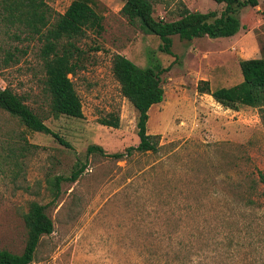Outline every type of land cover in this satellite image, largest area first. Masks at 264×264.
Instances as JSON below:
<instances>
[{
  "label": "rangeland",
  "instance_id": "rangeland-1",
  "mask_svg": "<svg viewBox=\"0 0 264 264\" xmlns=\"http://www.w3.org/2000/svg\"><path fill=\"white\" fill-rule=\"evenodd\" d=\"M44 1L55 15L71 0ZM150 1L161 20L176 18L177 1L192 11L223 8L213 0ZM89 2L102 30L75 42L82 52L69 75L81 118L50 113L39 42L12 41L25 52L0 72V88L20 95L67 143L0 110V249L21 251L22 214L34 200L45 206L52 232L40 237L30 264H264V185L249 186L264 168V107L225 108L195 89L202 78L211 89L233 85L241 80V57L264 58V0L238 10L241 27L233 36H170L171 54L126 20L122 0ZM114 53L139 68L163 69V98L148 108L145 123L157 135L156 152L108 156L138 143L136 112L111 73ZM107 113L118 114L116 128L98 122ZM9 136L16 145H6ZM23 138L29 145H19ZM89 145L104 154H86ZM82 164L75 180L63 179Z\"/></svg>",
  "mask_w": 264,
  "mask_h": 264
},
{
  "label": "trees",
  "instance_id": "trees-1",
  "mask_svg": "<svg viewBox=\"0 0 264 264\" xmlns=\"http://www.w3.org/2000/svg\"><path fill=\"white\" fill-rule=\"evenodd\" d=\"M122 1L119 12L129 23H137L145 33L155 35L159 40L158 50L166 54H171L172 35L186 41L201 36L216 38L234 35L241 27L237 17L238 10L257 3V0H213L223 4L217 14L213 10L192 11L181 1H177L176 18L161 20L153 17L150 0ZM101 19L89 0H71L62 13L55 15L44 0H0V72L16 64L19 54L25 52V49L12 45V41L39 42L37 56L43 72L42 84L48 95L50 113L54 116L61 114L81 118V103L69 77L79 67L82 52L75 42L87 30L99 35L102 30ZM238 67L241 74L239 82L211 89L207 80L199 79L196 82V92L209 94L212 100L229 109H236L240 105L264 107V58L240 59ZM110 69L118 83L119 93L136 112L138 143L135 147H127L125 153L113 152L108 156L122 158L129 155L131 150L156 152L159 147L157 135L148 134L145 123L148 108L163 98L160 85V73L163 69L159 66L139 68L119 53L112 55ZM0 110L15 118L25 129L50 134L58 142L67 145L8 86L0 88ZM98 122L116 128L118 114L107 113L99 117ZM12 138H7L6 145H16ZM22 140L23 143L19 145H29L24 138ZM85 151L86 154L93 151L104 154L98 145H89ZM82 169L83 164L72 168L63 179L75 180ZM61 179L60 176L53 178L50 182L51 190H57ZM258 184L264 185V168L256 171L249 186L255 189ZM22 220L26 231L24 245L19 253L0 249V264H30L40 237L52 232V222L45 212V206L37 201L27 203Z\"/></svg>",
  "mask_w": 264,
  "mask_h": 264
},
{
  "label": "crops",
  "instance_id": "crops-1",
  "mask_svg": "<svg viewBox=\"0 0 264 264\" xmlns=\"http://www.w3.org/2000/svg\"><path fill=\"white\" fill-rule=\"evenodd\" d=\"M256 4H257V3H256ZM255 6H256V5H255ZM232 36H233V35H232ZM233 48H234L235 50H237L238 48H239V49H244L245 47H244V45H242V44L234 43ZM247 58H249V57H247ZM252 58H257V57H252ZM241 59H246V58H245V57H244V58L241 57ZM202 79H205V78H202ZM205 80H206V79H205ZM201 95H203V96H205V97H208V98L212 99L211 96H210L209 94L202 93ZM214 102H215V101H214Z\"/></svg>",
  "mask_w": 264,
  "mask_h": 264
}]
</instances>
